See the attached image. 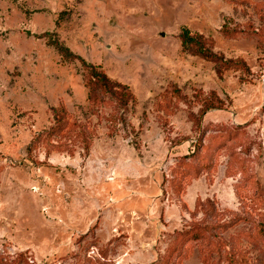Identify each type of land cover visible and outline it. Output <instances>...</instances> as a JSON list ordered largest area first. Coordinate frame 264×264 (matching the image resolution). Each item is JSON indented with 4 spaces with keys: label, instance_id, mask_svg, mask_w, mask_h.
<instances>
[{
    "label": "rangeland",
    "instance_id": "rangeland-1",
    "mask_svg": "<svg viewBox=\"0 0 264 264\" xmlns=\"http://www.w3.org/2000/svg\"><path fill=\"white\" fill-rule=\"evenodd\" d=\"M0 264H264V0H0Z\"/></svg>",
    "mask_w": 264,
    "mask_h": 264
},
{
    "label": "trees",
    "instance_id": "trees-1",
    "mask_svg": "<svg viewBox=\"0 0 264 264\" xmlns=\"http://www.w3.org/2000/svg\"><path fill=\"white\" fill-rule=\"evenodd\" d=\"M181 40V46L183 51L197 56L205 61L213 62L219 64L222 69H227L232 65L238 64L231 60H224L221 56L212 52L206 45L203 37L198 34H191L188 30L183 29L179 35ZM57 49L61 51L56 45ZM72 56L68 51L65 53V57ZM81 61V60H80ZM83 66L89 71L87 73L86 84L89 86V92L93 94L95 90H99L105 94L115 95L116 99L122 103L126 104L133 97L130 93L123 91V87L113 83L100 69L94 66H87L83 61H81ZM213 106H206L205 111L213 109Z\"/></svg>",
    "mask_w": 264,
    "mask_h": 264
}]
</instances>
